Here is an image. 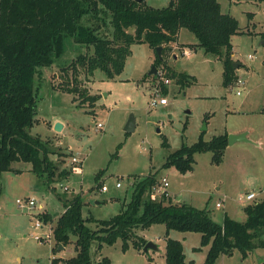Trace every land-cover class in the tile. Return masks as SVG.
<instances>
[{"label":"rangeland","instance_id":"1","mask_svg":"<svg viewBox=\"0 0 264 264\" xmlns=\"http://www.w3.org/2000/svg\"><path fill=\"white\" fill-rule=\"evenodd\" d=\"M172 1L145 0V3L153 8H165ZM219 1L222 12L239 22L240 33L232 38V57L240 64L236 73L246 86L236 82L226 88L222 61L203 49L184 46L190 53L185 56L181 44L173 47L167 63L172 71L196 78L185 89L170 79L163 67L157 69L158 75H151L156 54L147 44L132 46L124 72L114 80L101 71L90 76L80 67L74 73L75 67L63 69L80 55L92 54L93 48L77 44L72 38L66 39L64 55L52 67L42 69L36 78L37 123L29 130L33 136L50 143V149L56 153L50 158L58 167L57 175L51 181L46 175L39 177L31 171L32 165L25 162H15L12 172L0 174V264H52L53 259L63 264L64 260L75 257L72 243L62 251H54L52 234L47 240L38 241L35 237L45 236L50 226H55L67 200L76 195L83 196L85 218H113L131 201L135 179L150 173L157 174L158 179H169L170 190L176 194L175 203L198 209L213 207L217 210L213 219L220 224L224 210L236 221L244 222L245 207L264 199V44H261L264 0ZM102 33L110 36L111 27H104ZM180 42L196 44L198 39L182 29ZM162 76L170 80L169 85L164 84ZM74 87L79 92L68 93ZM82 93L97 96L94 107L90 102L85 103ZM157 94L158 104L160 99H166L168 104L151 108L150 103ZM132 115L136 119V131L126 133ZM57 119L65 122V129L60 133L54 130ZM100 123L104 126L102 130L97 128ZM239 130L248 132L252 143L238 142L228 147L220 165L212 163V153H199L195 156L193 171L187 174L175 168H163L170 153L183 144H195L202 134L205 141H210L215 136L231 135ZM164 138L169 142L167 148L162 146ZM120 144L119 158L112 160ZM75 156L83 161L81 170L60 176L65 168L70 171V162ZM103 170L106 173L101 183L108 187L107 192L96 188V175ZM117 183H121L120 188ZM252 192L258 196L256 201L240 202L241 197ZM30 198L43 206L44 212L40 213L38 207L32 211L22 209L17 204L18 200ZM224 199L223 207L218 209L216 204ZM44 214H50L54 220L49 223L42 220L47 226L38 229L36 217L41 220ZM88 226L96 230L97 224L92 222ZM137 234L160 247L162 254L153 250L144 253L132 245L124 252L121 240L113 246L105 245L98 252L96 242L91 248L94 263L100 264L107 257L111 264H166V227L154 225L138 230ZM170 234L169 238L183 242L186 264H205L207 251L195 250L202 249L200 234L178 231ZM72 240L75 242L76 238ZM216 264H264V249H255L246 259L235 250L231 256L222 255Z\"/></svg>","mask_w":264,"mask_h":264},{"label":"trees","instance_id":"2","mask_svg":"<svg viewBox=\"0 0 264 264\" xmlns=\"http://www.w3.org/2000/svg\"><path fill=\"white\" fill-rule=\"evenodd\" d=\"M173 2L174 6L153 8L147 6L145 0L142 3L134 0H0V174L12 172L15 162H25L32 165L31 171L39 177L46 175L51 181L57 175L58 167L50 158L56 153L50 149V143L33 136L29 130L37 123L36 78L42 69L52 67L64 55L67 38L93 48V53L80 55L63 70L75 67L76 73L80 67L90 76L101 71L114 80L124 72L132 46L147 44L156 54L154 67L167 69V76L185 89L193 85L196 78L169 69L167 58L173 45L178 43L180 31L187 29L197 37L198 44L182 45L183 48L203 49L206 54L217 57L224 66V86H233L238 76L233 67L232 38L240 33L238 20L222 12L219 0ZM108 26L112 29L111 35H103V28ZM158 48H162V58L157 53ZM78 90L74 87L68 93ZM83 100L94 107L97 96L84 95ZM228 137L225 133L205 141L202 134L195 144H183L170 153L163 168H175L187 174L193 171L195 156L199 153H212V163L220 165L229 146ZM162 146L169 147L167 138ZM121 147L122 144L117 147L112 160L119 158ZM67 170L60 172V176L72 173L71 169ZM105 173L103 170L96 175L97 189L105 186L101 183ZM158 178L153 173L136 178L131 201L108 220L85 218L82 195L68 199L52 234L54 251L61 246L74 245L76 256L64 260L63 264H95L91 248L96 242L98 252L118 240L123 242L124 252L131 245L143 251L148 241L137 231L154 225H164L167 230L166 264H186L184 246L169 238L171 231L201 234L202 248L209 247L205 264H216L222 255L231 256L235 250L246 259L255 249H264V199L245 207V222L226 215L220 224L212 218L208 208L175 203L171 198L152 199L151 191ZM41 220L49 223L54 217L44 214ZM92 222L97 224L96 230L88 226ZM52 264L60 263L53 259ZM100 264H111V261L105 257Z\"/></svg>","mask_w":264,"mask_h":264},{"label":"built area","instance_id":"3","mask_svg":"<svg viewBox=\"0 0 264 264\" xmlns=\"http://www.w3.org/2000/svg\"><path fill=\"white\" fill-rule=\"evenodd\" d=\"M185 54H186V52H185ZM249 59H253V56H249ZM161 80L164 82L165 85H169L170 84V80L166 79V78L164 79L163 76H162ZM237 84L240 85V86H246L247 85L246 82L243 81L242 79H238L237 80ZM158 92L159 91L157 90L156 93H158ZM240 94H241V92L239 91L238 95H240ZM158 95L159 94L155 95V97L152 99V101L150 103V107L151 108H155L159 104L162 105V106H165V105L168 104V101L166 99H160L159 104H158V102L156 100V97H158ZM97 128H98V130H102L104 128V126H103V124L100 123V124H98ZM82 164H83V161H82L81 158H78L76 156L73 157L71 159V162H70L71 171L75 172V173H78L81 170V168H82V166H81ZM117 187L120 188L121 187V183H117ZM62 188L64 190H66V191L68 190L67 187L65 188L64 186H62ZM101 190L103 192H107L108 191V187L105 185ZM151 197H152V199H154L156 201H160L162 199L171 198L170 182H169V179L167 177H162V178H160L158 180L157 184L152 188ZM257 198H258L257 194L252 192V193H248L247 195L241 197L240 202L245 204V203H248V202L256 201ZM224 203H225V199L221 200V202H218L216 204V207L218 209H221L223 207ZM17 204L22 209H27L29 211H32L33 209H36L38 207V209L40 210V213L44 212V207L40 206L34 198H30L27 201L18 200ZM38 216H39V214H38ZM38 216L36 217L35 226L38 229H44V226H47V225H45L44 222H42V220H40L38 218ZM51 234H53V226L52 225L48 229V233L45 235L46 237L38 235L35 238L38 241H41V240H44V239L47 240L48 237H50Z\"/></svg>","mask_w":264,"mask_h":264},{"label":"water","instance_id":"4","mask_svg":"<svg viewBox=\"0 0 264 264\" xmlns=\"http://www.w3.org/2000/svg\"><path fill=\"white\" fill-rule=\"evenodd\" d=\"M138 3H142L144 0H134ZM171 6H174V2L172 1ZM157 53L159 55L160 58H162L161 54H162V48H158L157 49ZM240 64L237 63V62H234L233 63V67L235 70H237L239 68ZM151 75H158V71L155 67H153L152 71H151ZM64 129V125L61 123V122H58L55 124V127H54V130L57 132V133H60L62 132ZM205 130H207V127L205 125ZM136 131V119L135 117L132 115L130 117V120L128 121L127 123V126L125 128V132L126 133H134ZM228 140H229V146H233L235 143L237 142H250L248 139H247V135L246 134H241V135H229L228 137ZM64 249V247H60L59 248V251H62ZM150 250H153V251H157L158 250V246L152 242H148L147 245L144 247L143 249V252L144 253H148Z\"/></svg>","mask_w":264,"mask_h":264},{"label":"crops","instance_id":"5","mask_svg":"<svg viewBox=\"0 0 264 264\" xmlns=\"http://www.w3.org/2000/svg\"><path fill=\"white\" fill-rule=\"evenodd\" d=\"M231 2H233V1H231ZM221 7H222V5H221ZM182 31V30H181ZM181 31H180V34H181ZM180 34H179V40H178V43H175L174 45H173V47L175 46V45H179V44H181V45H197L198 43H196V44H186V43H182V42H180ZM261 44H264V41L261 43ZM183 50H184V52H183V55H185V56H189L190 55V53L189 52H187L186 50H185V48H182ZM185 52H186V54H185ZM175 58L176 59H178V56L177 55H175ZM240 67V66H239ZM58 122H61L63 125H64V129H65V122H64V120H61V119H57L56 120V122H55V124L56 123H58ZM231 135H241V134H246L247 135V139H250V137H249V133L248 132H245V130H239L238 132H233V133H230ZM228 135H229V133H228ZM253 141V140H252ZM255 141V140H254ZM254 141H253V143H254ZM238 143V142H237ZM247 143H252V142H247ZM255 143H256V141H255ZM236 144V143H235ZM234 144V145H235ZM260 145V144H259ZM228 147H232V146H228ZM170 187H171V185H170ZM170 194H171V199L173 200V201H175L174 200V196L176 195L172 190H170ZM206 208H208V210L211 212V215H212V218H213V215H214V213L215 212H217V210H214V208L212 207V208H210V205L208 206V207H206ZM65 211V210H64ZM215 211V212H214ZM229 216L230 218H232L230 215H229V213H228V211L227 210H224L223 211V220H224V218H225V216ZM233 219V218H232ZM246 219H247V216H246ZM235 220V219H234ZM246 221V220H245ZM244 221V222H245ZM185 234H189V233H185ZM170 233H169V237H170ZM201 235V234H200ZM166 238V237H165ZM201 239H202V235H201ZM147 241V240H146ZM178 241H180L182 244H183V242L181 241V240H178ZM184 246V245H183ZM206 250L207 251V253H208V251H209V247H204V248H202V249H200L201 251H203V250ZM157 252H158V254H162V252H161V248L160 247H158V250H157ZM185 252V251H184ZM207 256V255H206ZM165 260H166V239H165Z\"/></svg>","mask_w":264,"mask_h":264}]
</instances>
